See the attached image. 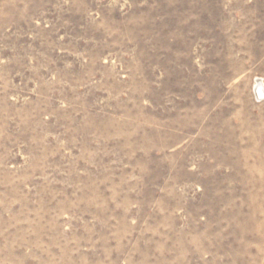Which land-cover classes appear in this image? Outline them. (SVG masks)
<instances>
[{
  "label": "rangeland",
  "instance_id": "obj_1",
  "mask_svg": "<svg viewBox=\"0 0 264 264\" xmlns=\"http://www.w3.org/2000/svg\"><path fill=\"white\" fill-rule=\"evenodd\" d=\"M259 80L264 0H0V264H264Z\"/></svg>",
  "mask_w": 264,
  "mask_h": 264
},
{
  "label": "water",
  "instance_id": "obj_2",
  "mask_svg": "<svg viewBox=\"0 0 264 264\" xmlns=\"http://www.w3.org/2000/svg\"><path fill=\"white\" fill-rule=\"evenodd\" d=\"M257 84L258 85L256 87V93H257L258 98L261 99V98L264 97V94H263V92L261 91V88H260V86H261V80H259Z\"/></svg>",
  "mask_w": 264,
  "mask_h": 264
},
{
  "label": "bare ground",
  "instance_id": "obj_3",
  "mask_svg": "<svg viewBox=\"0 0 264 264\" xmlns=\"http://www.w3.org/2000/svg\"><path fill=\"white\" fill-rule=\"evenodd\" d=\"M257 87V86H256ZM260 88H261V91L263 92V94H264V86H262V81H261V86H260ZM264 98V97H263ZM246 217V216H245Z\"/></svg>",
  "mask_w": 264,
  "mask_h": 264
}]
</instances>
